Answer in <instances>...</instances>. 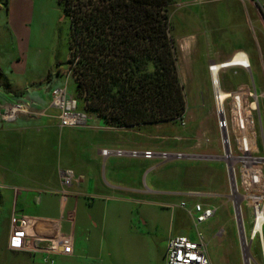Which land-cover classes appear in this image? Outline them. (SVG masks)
Returning a JSON list of instances; mask_svg holds the SVG:
<instances>
[{"label": "crops", "instance_id": "crops-1", "mask_svg": "<svg viewBox=\"0 0 264 264\" xmlns=\"http://www.w3.org/2000/svg\"><path fill=\"white\" fill-rule=\"evenodd\" d=\"M173 1V9L176 1H180L179 7L184 11L182 24L188 30L180 38L179 47L188 57L190 66L194 65L190 53L192 56L201 54L209 60V70L212 63L227 62L243 52L251 70L230 69H236V74L250 75L253 80L252 63L258 65L260 59L264 74V50H260L258 59L250 35L244 38L239 34L235 40L226 39L223 36L226 28L221 20L223 15L235 18L240 14V23L246 28L248 19L243 5L246 2L263 17L256 0H229L235 4L225 7L223 14L213 6L199 10L206 2L214 4L223 0ZM235 7L239 8V13L233 11ZM55 17L58 22L67 18L58 0H0V38L7 35L13 50L12 59L6 63L0 60V264H50L44 261V253L40 251L10 249L14 217L28 220L27 231L31 238L45 240L34 241L40 249L47 247L49 239L71 238L72 253L54 255L55 264H167L169 239L184 236L196 242L198 238L192 234L195 221L190 212L196 204H202L217 207L219 213L216 200L227 197L226 191L221 189L224 185L212 186L211 182L198 189L188 185L182 191H174L158 187L155 181L145 188L142 173H153L159 168L166 171L164 180L189 182L194 179L190 166L169 164L179 159L129 155L132 151L154 152L142 139L159 137L145 135L144 130H160L162 125L117 128L89 116L83 126H61L60 111L51 102L52 93L62 87L74 98V91L69 92L74 81L64 72L61 62L56 66L51 62L45 70L39 69L37 59L34 57L31 61L27 55L32 35L36 33L34 23L39 26V34H44L47 28L44 19L55 20ZM0 51L5 50L0 48ZM226 89L230 92L250 89V86L244 82L237 88L228 85ZM255 89L257 91L256 85ZM261 100H264V79L257 116H261ZM20 103L28 104V111L17 114L14 120L8 119L6 114ZM262 135L264 141L263 130ZM184 139L190 137L187 135ZM207 143L211 140L198 139L193 148L202 149L201 152H185L180 146L182 151L177 153L184 154L183 159L223 161L221 155L212 153L216 147L209 148ZM158 145L161 144L154 146ZM106 149L123 150L127 154L104 156L102 151ZM159 160L162 162L153 164ZM67 171L73 172L78 180L68 188L69 196L62 202L61 174ZM179 197L180 202L174 203L173 199ZM183 203L186 206H182ZM169 208L172 212H168ZM224 232L220 229L217 237L222 238ZM205 242L213 264L206 238Z\"/></svg>", "mask_w": 264, "mask_h": 264}, {"label": "trees", "instance_id": "trees-1", "mask_svg": "<svg viewBox=\"0 0 264 264\" xmlns=\"http://www.w3.org/2000/svg\"><path fill=\"white\" fill-rule=\"evenodd\" d=\"M82 110L110 126L182 120L188 109L172 35L173 0H58Z\"/></svg>", "mask_w": 264, "mask_h": 264}, {"label": "rangeland", "instance_id": "rangeland-1", "mask_svg": "<svg viewBox=\"0 0 264 264\" xmlns=\"http://www.w3.org/2000/svg\"><path fill=\"white\" fill-rule=\"evenodd\" d=\"M256 1L261 7V13L263 17L257 14L255 9L252 8L248 2H246L243 4L248 19V25L246 28L240 23V14L236 15L235 18H233L234 16L226 17L223 15L221 20L222 26L226 28V31L223 32V36L226 37V39L235 40L239 34H242L244 38H248L249 35L251 36L254 44V50L259 59L260 50H264V0ZM180 3V1H176V6L174 9L173 6L171 8V22L172 35L175 40V47L179 58V71L182 83L184 85V93L188 101V109L182 120L156 124V126H163L160 130L152 128L147 129L150 131L144 130L145 135L153 134L159 138H148L146 141L144 139L142 140L147 143L144 145H148L149 148L154 152L160 153L165 151L166 153L174 154L182 151V149L185 152H201L202 149H195L193 146L196 145L198 139H209L211 140V143H207L209 148L216 147L215 150H212V153L223 156L224 149L222 145L221 132L217 125V115L215 112L213 99V87L210 79V73L207 69L209 60L203 58L201 54L194 53L192 56L190 53V57L194 63L193 66H190L188 57L182 54L179 47L180 38L188 30V27L182 24V14L184 11L180 9ZM208 3L209 2H206L205 5L200 6L199 10H202L206 6H213L217 8V10H220L219 12L223 14L222 10H224L225 7H227L229 4V6H234L233 3L235 4L234 1L229 0L218 1L214 4ZM238 9V7H235L233 8V11L239 13ZM54 19L55 20L48 18L44 19V22L47 24L44 34L43 32L42 34H39V26H37L36 22L34 23L33 29L36 33L32 35L31 50L27 55L31 61L34 59V57L37 59V65L39 69L44 68L45 70L47 66L51 64V62H53L54 66H56L58 62H61L65 66L64 72L73 79L71 69L65 64L67 62V57L69 58L68 39L70 33V22L68 18L62 22H58L56 17ZM1 23L2 21L0 20V25ZM55 24L57 26H55ZM191 31L192 30L190 29V32ZM0 48L5 50L0 51V60H2L3 63H6L8 60L12 59L13 50L11 49V41L7 35L3 36V38H0ZM36 51L38 52L36 53ZM261 65L260 59L258 61V65H256V63H252L253 80L250 75L246 77L240 73L236 74V69H228L223 71L221 73V83L223 89L227 90L226 87L228 85H232L233 87L237 88V85L245 82L250 86L251 90H254V85H256L257 92L261 96L263 93L264 79L263 68ZM72 88L74 90H72ZM73 91L75 98V86H69V92ZM260 102L261 116H256L257 145L260 154L264 155V141L262 135V130L264 132V100H261ZM79 103L80 110L82 108V103ZM227 113L229 120L234 123L233 113L229 106L227 107ZM143 126L150 125L136 126L134 128H141ZM204 134L205 137L203 136ZM187 135L190 137L189 140L184 139L187 137ZM155 144L161 145L155 147ZM141 149H143V146ZM158 162L162 161H153V164H158ZM150 163L152 164V161ZM225 163L226 162L224 160L202 161L188 158L174 160L169 163L174 165V167L182 165L190 166V174L194 175V181H189V184L187 180H164L166 172L164 168H159L153 173L144 171L142 173L141 181L145 188L157 181L156 185L158 187L171 188L174 191H182L188 185L191 189H198L211 185V182L212 186L224 185V188L221 187V189L226 191L227 197L218 198L216 200V203L220 207L218 215L213 220L205 223L202 226H199V228H196L195 225H192V234L195 238H198L199 232L204 234L208 243L209 253L212 257L213 264H245L240 244L238 224L234 211V197L232 196L231 182L226 169L227 163ZM173 200L174 203H179L180 197L174 198ZM172 210V208H169L168 212H172ZM243 212L245 216L246 234L250 240V233L253 223L252 211L246 204H244ZM220 229H224L225 231L222 238L217 237ZM252 254L254 257L252 258L251 264H262L257 241L253 242Z\"/></svg>", "mask_w": 264, "mask_h": 264}, {"label": "built area", "instance_id": "built-area-1", "mask_svg": "<svg viewBox=\"0 0 264 264\" xmlns=\"http://www.w3.org/2000/svg\"><path fill=\"white\" fill-rule=\"evenodd\" d=\"M238 55L242 56L238 62H235L234 60ZM236 67L251 70L250 61L245 53L238 52L230 60L221 64L212 63L209 66V73L213 87L217 125L221 132L224 149L222 159L227 163L239 234H242L245 239V256L248 254L251 264V258L254 257L252 245L254 241H257L259 255L262 264H264V155H261L258 149L256 124V116L259 112V95L256 89H238L230 92L223 89L221 83L222 71ZM221 92H226L228 97L222 100ZM51 102L60 111L61 126L77 127L86 124L89 115L79 111L77 99L69 97L65 88H55ZM28 106L25 103L16 104L6 116L8 119L14 120L17 114L27 112ZM228 106L232 110L234 123L229 120ZM223 135L226 136V139L223 138ZM102 153L104 156L111 154L124 156L127 154L123 150L112 151L108 149L103 150ZM129 155L132 157L143 156L146 159L158 156L164 160L183 159L185 157L181 153H155L152 151L143 153L132 151ZM61 176L63 188L60 197L62 202H65L69 196L68 188L78 179L71 171L63 172ZM244 204L251 209L253 216L250 240L246 234ZM182 206H186V204L183 203ZM190 213L193 214L197 228L214 218L218 213V208L196 204ZM13 225L9 246L11 250L40 251L44 253V261L50 264H55L54 255H70L72 253V240L70 237L60 236L49 239L47 247L40 249L34 244V241L44 242L45 240L43 238H37V240L31 238L27 231L28 220L26 218L18 219L14 217ZM167 264H211L204 235L199 232L196 242L184 236L171 237L167 245Z\"/></svg>", "mask_w": 264, "mask_h": 264}, {"label": "water", "instance_id": "water-1", "mask_svg": "<svg viewBox=\"0 0 264 264\" xmlns=\"http://www.w3.org/2000/svg\"><path fill=\"white\" fill-rule=\"evenodd\" d=\"M223 138L226 139V136L223 135ZM232 184H233V181H232ZM238 206V205H237ZM236 206V207H237ZM244 243H245V239H244V236L242 234H240V244H241V248H242V253H243V257H244V260H245V250H244ZM252 260V258H251ZM245 264H247L246 260H245ZM249 264H250V261H249Z\"/></svg>", "mask_w": 264, "mask_h": 264}, {"label": "bare ground", "instance_id": "bare-ground-1", "mask_svg": "<svg viewBox=\"0 0 264 264\" xmlns=\"http://www.w3.org/2000/svg\"><path fill=\"white\" fill-rule=\"evenodd\" d=\"M242 55H238L237 58L234 60L235 62H238L240 60V57ZM221 95H222V100H224L225 98L228 97L227 93L226 92H221ZM246 249V248H245ZM245 260L247 262V264H249V261H250V257L248 256V254H246L245 256Z\"/></svg>", "mask_w": 264, "mask_h": 264}]
</instances>
